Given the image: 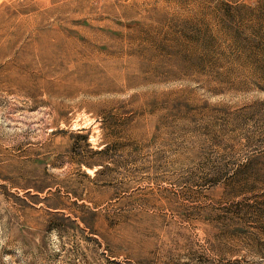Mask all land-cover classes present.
<instances>
[{
	"label": "rangeland",
	"instance_id": "1",
	"mask_svg": "<svg viewBox=\"0 0 264 264\" xmlns=\"http://www.w3.org/2000/svg\"><path fill=\"white\" fill-rule=\"evenodd\" d=\"M0 264H264V0H0Z\"/></svg>",
	"mask_w": 264,
	"mask_h": 264
}]
</instances>
